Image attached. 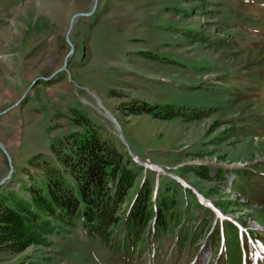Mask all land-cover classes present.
Segmentation results:
<instances>
[{
    "label": "rangeland",
    "instance_id": "obj_1",
    "mask_svg": "<svg viewBox=\"0 0 264 264\" xmlns=\"http://www.w3.org/2000/svg\"><path fill=\"white\" fill-rule=\"evenodd\" d=\"M241 1L98 0L69 34L66 69L49 79L69 50L71 15L88 12L92 0H0V112L22 99L0 117L11 188L38 181L32 157L54 161L51 151L83 130V116L134 163V186L116 216L147 180L152 199L174 202L177 226L192 237L178 248L184 231L172 225L155 240L149 219L137 245L144 251L121 259L76 223L16 256L0 254V264H264V0ZM144 105L180 115L132 113ZM242 170L257 198L234 187ZM8 172L0 150V180ZM197 194L253 232L240 237L196 204Z\"/></svg>",
    "mask_w": 264,
    "mask_h": 264
},
{
    "label": "trees",
    "instance_id": "obj_2",
    "mask_svg": "<svg viewBox=\"0 0 264 264\" xmlns=\"http://www.w3.org/2000/svg\"><path fill=\"white\" fill-rule=\"evenodd\" d=\"M238 1L235 8L242 4ZM132 113L151 114L163 120L180 115L178 110L163 113L158 106L148 105L135 108ZM79 118L84 120L83 130L70 133L53 148L54 161L44 154L32 157L28 167L38 169V181L29 185L19 182L20 188L15 190L9 179L0 188V254L16 256L30 246L45 243L47 235L76 223L86 234L97 237L106 252L121 259L125 255L134 258L135 253L144 251L138 250L137 245L146 241L143 233L149 219L153 220L149 235L155 240L161 241L164 231L172 225L184 231L177 233L178 248L191 240L188 229L177 226L178 217L172 213L174 202L166 196L152 199L147 180L141 183L124 217L116 216L134 186V163L102 139L89 120ZM251 179L252 174L242 170L234 187L252 199L259 193L253 192L255 187L248 188Z\"/></svg>",
    "mask_w": 264,
    "mask_h": 264
},
{
    "label": "water",
    "instance_id": "obj_3",
    "mask_svg": "<svg viewBox=\"0 0 264 264\" xmlns=\"http://www.w3.org/2000/svg\"><path fill=\"white\" fill-rule=\"evenodd\" d=\"M97 3H98V0H92V6H91V8H90V10L88 12H77V13H74V14L71 15V17L69 19L68 29H67L66 34H65V39H66V42H67V44L69 46V50H68V52L66 53V55H65V57L63 59L62 65L49 77V79L54 77L57 73L63 72L66 69V67L68 65V62H69V60L71 59V57H72V55L74 53V46L69 40V34L72 31L73 26H74V24L76 23V21L78 19L87 18V17H90V16H92L94 14V12L96 10V7H97ZM42 79L48 80V79H45V78H42ZM36 81H37V79H35L32 82V84H34ZM30 88H31V86H29L28 89H30ZM25 93H27V90H26ZM21 100L22 99H18L10 107L2 110L0 112V117H2L3 115L7 114L8 112L13 110L14 108H16L17 105L21 102ZM0 150L3 153V155L5 156V158H6L7 162H8V165H9L8 174L3 179L0 180V188H1L12 177L13 167H12V164H11V157H10L8 151L6 150L5 146L1 142H0Z\"/></svg>",
    "mask_w": 264,
    "mask_h": 264
},
{
    "label": "crops",
    "instance_id": "obj_4",
    "mask_svg": "<svg viewBox=\"0 0 264 264\" xmlns=\"http://www.w3.org/2000/svg\"><path fill=\"white\" fill-rule=\"evenodd\" d=\"M2 143H3V142H2ZM3 144H5V146H6V145L8 146V144H7V143H5V142H4ZM6 148H7V147H6ZM8 151H9V150H8ZM9 152H10V151H9Z\"/></svg>",
    "mask_w": 264,
    "mask_h": 264
},
{
    "label": "bare ground",
    "instance_id": "obj_5",
    "mask_svg": "<svg viewBox=\"0 0 264 264\" xmlns=\"http://www.w3.org/2000/svg\"><path fill=\"white\" fill-rule=\"evenodd\" d=\"M112 120H115V119H113L111 116H109Z\"/></svg>",
    "mask_w": 264,
    "mask_h": 264
}]
</instances>
